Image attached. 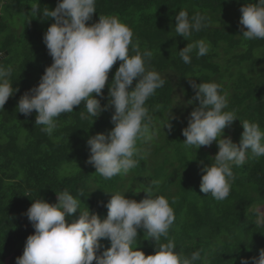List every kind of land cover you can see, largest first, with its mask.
Masks as SVG:
<instances>
[{
    "label": "trees",
    "instance_id": "obj_1",
    "mask_svg": "<svg viewBox=\"0 0 264 264\" xmlns=\"http://www.w3.org/2000/svg\"><path fill=\"white\" fill-rule=\"evenodd\" d=\"M247 2L255 0H96V13L87 23L97 22L100 15L117 17L132 30L140 51L153 53L147 67L165 81L146 102L156 133L152 141L140 144L147 155L127 174L104 179L86 163L90 155L86 142L114 127V109L96 119H81L82 102L72 113L56 118L51 136L36 126L35 111L30 116L19 113L21 96L38 86L46 67L53 63L43 36L54 18L42 21V11L33 17L31 3L38 0H0V53L4 54L0 64L12 65L13 87L19 88L0 110V264H16L22 256L27 237L35 231L25 214L35 199L56 203L57 192L67 190L80 198L77 194L83 191L81 208L104 219L111 193H126L140 201L153 180L160 181L156 195L167 198L175 214L168 237L161 242L174 241L176 251L189 258L199 251L201 259L195 264H240L241 258L259 256L264 228L256 227L254 214L247 210L264 203V156L255 158L249 153L242 166L233 165L230 194L217 201L200 191L202 169L212 163L217 143L198 150L186 148L182 135L190 113L199 105L198 100L188 103L195 96L190 80L220 85L221 92L227 93L225 111H234L242 121L258 123L264 130V40H245L241 34L240 9ZM58 3L39 0L41 10H54ZM180 9L190 17L199 12L208 18V26L194 32L190 41L174 31ZM11 16L19 17L18 25L11 22ZM200 39L209 44L208 54L197 57L193 52L192 62L185 64L179 50ZM129 54H134L131 47ZM120 63L114 64L103 96L97 97L102 105L108 103L109 86ZM170 116L175 119L170 121L169 132L164 124ZM239 118L224 130L236 143L244 131ZM79 215L80 209L66 219L71 223ZM138 233L137 247L146 255L155 253L156 242L145 239L143 229ZM101 244V252L111 246L108 239Z\"/></svg>",
    "mask_w": 264,
    "mask_h": 264
},
{
    "label": "clouds",
    "instance_id": "obj_2",
    "mask_svg": "<svg viewBox=\"0 0 264 264\" xmlns=\"http://www.w3.org/2000/svg\"><path fill=\"white\" fill-rule=\"evenodd\" d=\"M43 21L54 18L43 36L53 63L46 67L38 86L24 93L19 99L18 112L30 116L37 113L35 124L41 131L51 136L57 128L61 114L72 113L75 106L83 102L81 119L99 117L104 111L114 109L111 117L114 127L107 133L90 136L87 146L90 155L86 163L95 167L97 174L111 179L119 174H127L138 166L139 160L147 155L140 144L152 141V115L146 102L165 81L160 73L149 70L147 63L153 53L140 51L138 41L133 40L132 30L115 16L100 15L93 24L87 22L96 13V0H59L56 8L42 10L38 3H31L33 17ZM239 24L245 40H264V0L245 3L241 9ZM208 26V18L197 12L191 17L185 9L175 16L176 35L191 40L194 32ZM134 54H129V50ZM203 57L209 52V44L204 40L191 41L179 50L185 64L192 62V53ZM4 55L0 53V56ZM120 65L109 86V100L101 104L97 97L103 96V89L109 80V73L117 61ZM12 65L0 64V110L14 96L19 88L13 87ZM137 78H139L137 80ZM134 80H137L132 87ZM195 96L188 103L199 101L188 118V125L182 130L186 138V148L218 145V152L212 163L204 166L200 191L211 195L217 201H224L231 191L234 180L232 166H242L252 157L264 156V130L255 122L242 121L228 107L227 93L215 82L190 80ZM237 118L244 131L239 143L224 130ZM170 116L164 124L172 130ZM160 184L153 180L143 191L147 194L140 201L125 194L111 193V199L104 205L107 217L81 208L83 191L74 197L67 190L57 192V202L49 203L35 199L25 213L35 231L27 237L22 256L16 264H195L201 259L199 251L191 257L176 251L172 240L166 243L169 229L175 220L174 209L163 195H156ZM108 192V191H107ZM174 203V201H173ZM80 209L78 219L71 223L66 217L74 216ZM251 211L257 228H264V203L254 205ZM143 229L145 239L156 242V251L146 255L135 244ZM108 239L111 246L104 251L101 240ZM240 264H264V248L258 257L241 258Z\"/></svg>",
    "mask_w": 264,
    "mask_h": 264
},
{
    "label": "rangeland",
    "instance_id": "obj_3",
    "mask_svg": "<svg viewBox=\"0 0 264 264\" xmlns=\"http://www.w3.org/2000/svg\"><path fill=\"white\" fill-rule=\"evenodd\" d=\"M1 12V11H0ZM11 20L12 23H16V25H18V21H19V17L17 18V16H11L9 18Z\"/></svg>",
    "mask_w": 264,
    "mask_h": 264
}]
</instances>
